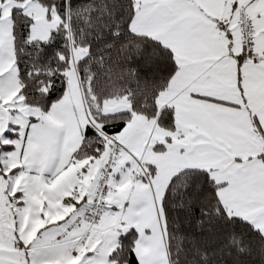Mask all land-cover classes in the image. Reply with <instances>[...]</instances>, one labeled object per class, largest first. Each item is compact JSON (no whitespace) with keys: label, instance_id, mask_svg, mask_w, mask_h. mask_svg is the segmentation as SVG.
<instances>
[{"label":"snow or ice","instance_id":"snow-or-ice-1","mask_svg":"<svg viewBox=\"0 0 264 264\" xmlns=\"http://www.w3.org/2000/svg\"><path fill=\"white\" fill-rule=\"evenodd\" d=\"M0 264H264V0H0Z\"/></svg>","mask_w":264,"mask_h":264}]
</instances>
